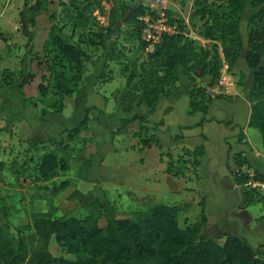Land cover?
<instances>
[{
    "label": "rangeland",
    "instance_id": "1",
    "mask_svg": "<svg viewBox=\"0 0 264 264\" xmlns=\"http://www.w3.org/2000/svg\"><path fill=\"white\" fill-rule=\"evenodd\" d=\"M34 1L0 0V31L9 34L6 41L0 39V77L5 69L15 72L21 67L33 74L30 85L25 88L26 97L17 85L22 79L0 86V116L9 109L12 115L21 114L15 123L0 128V222L6 223L15 235L17 232L28 235L33 232V215L83 218L98 211L96 215L102 225L106 217H130L153 202L181 205L182 200L167 191L163 174L167 171L177 177L184 176V173L175 171L174 161L167 168L169 170L164 171L158 166L167 167L172 158L184 159L187 157L185 149L181 148V155L176 153L181 143L178 140L177 147L172 143L174 140L172 144L163 141V147L154 144L142 148L139 137H149L157 129V124L150 123L147 119L149 114L142 115L136 95L125 89L130 70L136 69L147 55L136 34L132 15L137 6L143 8L148 0H115L118 9L113 26L109 25V0H95L88 6L81 4L80 12L72 8L70 0H46L45 9L35 17V25L28 23L29 48L32 49L28 53L27 38L18 30V19L19 12L27 14V6ZM165 1L169 14L185 21L182 31L188 35L182 34L184 37L204 47L217 43L221 50L219 39H206L201 34L203 23L210 18L206 12L202 16V5L199 4L207 3L219 14L225 10L221 0ZM251 10L249 2H245L239 24L243 39L246 38V18ZM53 23L61 28L66 39L78 44L88 56L83 61L75 91L63 97L62 108L58 112H55V107H50L48 97L42 99L39 96L36 100L37 84L51 80L44 63L43 48ZM239 59L230 68L236 85L246 79L243 71L247 66ZM224 65L227 63L223 62L222 67ZM177 75L179 80L176 84L188 90L204 86L207 79L199 75V71L187 76L181 68H178ZM236 85L230 89V94H221L218 98L227 100L232 97ZM54 99L57 105L59 98ZM131 105L134 108L126 112ZM85 108H88L87 128L72 139L66 138L65 132L60 136L63 129L80 121ZM42 109L46 113L41 118ZM134 115L143 118L133 119ZM23 120H29L28 124ZM49 136L61 141L53 142ZM162 151L165 152L164 158L160 160L158 155ZM47 153L64 161L68 168L64 171L56 168L53 175L43 178L39 163ZM193 160L195 158L189 162L192 168ZM192 175L196 177L195 173ZM62 181H66V187L58 188ZM181 187L176 194L189 191ZM162 189L164 195L161 197L158 190ZM249 209L258 215L264 213L258 202L250 205ZM183 219L179 216L182 227L188 224ZM192 219L190 217L189 221ZM247 241L256 247L263 239L254 235ZM48 249L54 256L74 259V255L59 245L54 237L50 239Z\"/></svg>",
    "mask_w": 264,
    "mask_h": 264
},
{
    "label": "trees",
    "instance_id": "2",
    "mask_svg": "<svg viewBox=\"0 0 264 264\" xmlns=\"http://www.w3.org/2000/svg\"><path fill=\"white\" fill-rule=\"evenodd\" d=\"M94 1L70 0L69 4L80 12L81 4L88 6ZM247 1L252 10L246 18V38L243 39L239 24ZM221 2L224 3L225 10L219 14L211 10L207 3L199 2L202 5V16L206 12L210 18V21L203 23L201 34L206 39H219L220 51L217 43L210 47L199 46L182 34L165 35L152 51H147V44L140 38L141 24L136 20V15L143 8L137 6L132 17L134 16L136 34L147 55L136 69L130 70L125 89L136 95L139 104L145 103L151 113L161 97L180 88L176 84L179 80L178 68L187 76L199 71V75L207 79L204 86L189 89L188 112L205 111L214 97L221 96L207 94L206 87L214 84L223 62L227 63L230 72L233 63L239 58L243 48H246L244 61L253 70L251 82L246 89V98L251 108L248 125L259 130L264 147V0ZM46 4V0H35L27 6V14L19 12L18 30L27 38L25 45L28 53L32 52L29 48L31 37L28 23L35 25V17L45 9ZM109 4V25L113 26L118 6L115 0H109ZM8 38L7 32L0 31L1 40L6 41ZM43 50L45 67L51 80L46 84H37L36 100L39 96L42 99L48 97L50 107H55V112H58L62 108L63 97L75 91L83 61L88 56L78 44L64 37L56 23L49 29ZM1 75V87L22 79L17 83L22 88L33 78L32 72L22 67L15 72L5 69ZM55 97L59 98L57 105ZM133 108L131 105L125 111L130 112ZM87 110L88 108L84 109L83 117L77 124L63 129L60 136L65 132L66 138L72 139L85 130ZM41 111L42 118L46 111ZM132 118L141 119L143 116L134 115ZM49 140L61 141L52 136H49ZM139 140L143 146L155 142L152 134L147 138L139 137ZM56 168L64 171L68 166L54 154H45L39 163L43 178L53 175ZM232 175L234 182L241 187L244 205L256 199L264 200V196L258 191L245 185L249 179L246 172L238 169ZM256 177L262 176L256 174ZM64 187L66 181H62L58 188ZM182 210L183 205L153 202L130 217H106L102 225L96 215L98 211L90 212L83 218L39 214L32 216L33 232L28 235L22 232L15 235L6 223L0 222V264H264V243L254 248L245 237L229 232L220 231L217 236L204 234V216L182 227L179 225ZM52 237L68 253L73 254L74 259L52 255L48 249Z\"/></svg>",
    "mask_w": 264,
    "mask_h": 264
},
{
    "label": "crops",
    "instance_id": "3",
    "mask_svg": "<svg viewBox=\"0 0 264 264\" xmlns=\"http://www.w3.org/2000/svg\"><path fill=\"white\" fill-rule=\"evenodd\" d=\"M245 51L246 48H243L239 56L243 64ZM262 62L264 63V57ZM243 72L246 79L243 83H237L233 96L227 100L214 98L205 111L188 112L189 90L185 87L161 97L151 113L146 104L142 103L139 107L142 115L149 114L147 119L150 123L157 124V129L152 133L155 142L149 146L142 145V148L154 144L163 147V141L174 143L177 147V140L181 141L176 153L181 155V148H184L187 157H177L176 160L172 158L167 167H158L165 171L174 161L175 171L184 173V176H177L178 178L167 171L163 174L167 191L182 200L180 204L183 205V210L179 216H183L184 223H193L204 216V234L217 236L223 231L243 236L247 240L257 235L262 237V244L264 213L258 215L249 208L257 202L264 208V200L256 199L244 205L241 187L234 182L232 175V172L239 169L241 172L253 171L264 176L261 134L257 128L248 125L251 108L246 98V89L251 82L253 70L244 67ZM27 85L30 82L22 87L23 97L27 96ZM0 117L1 128L15 123L21 114L12 115L9 109ZM164 153L160 152L158 159H163ZM193 158L192 168L189 162ZM193 173L196 174L195 178ZM181 186L189 191L183 190L176 194ZM158 194L162 197L164 190H158ZM190 217H193L191 222ZM220 240L223 241V238Z\"/></svg>",
    "mask_w": 264,
    "mask_h": 264
},
{
    "label": "built area",
    "instance_id": "4",
    "mask_svg": "<svg viewBox=\"0 0 264 264\" xmlns=\"http://www.w3.org/2000/svg\"><path fill=\"white\" fill-rule=\"evenodd\" d=\"M147 3L144 4L143 10L136 15V20L141 24L140 38L147 44V51H152L165 35H188L182 31V27L186 24L185 21H179V19H175L169 14L165 0H148ZM224 66L221 67L214 84L206 87L207 94L212 96L227 95L231 93L230 89L236 85L233 75L228 71L227 66ZM245 172L249 176L245 185L264 196V176L258 178L256 177L257 173L253 171Z\"/></svg>",
    "mask_w": 264,
    "mask_h": 264
}]
</instances>
